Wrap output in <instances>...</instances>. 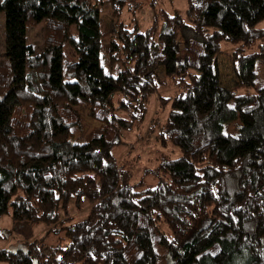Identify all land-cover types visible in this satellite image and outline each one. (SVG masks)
Masks as SVG:
<instances>
[{
    "label": "trees",
    "instance_id": "1",
    "mask_svg": "<svg viewBox=\"0 0 264 264\" xmlns=\"http://www.w3.org/2000/svg\"><path fill=\"white\" fill-rule=\"evenodd\" d=\"M124 3L0 0V216L37 224L59 204L90 205L63 248L1 249L0 263L264 264V0H186L143 31ZM40 24L35 51L26 31ZM221 45L234 47L235 88L220 85ZM159 71L177 88L160 135L179 156L136 190L110 150L142 120Z\"/></svg>",
    "mask_w": 264,
    "mask_h": 264
},
{
    "label": "rangeland",
    "instance_id": "2",
    "mask_svg": "<svg viewBox=\"0 0 264 264\" xmlns=\"http://www.w3.org/2000/svg\"><path fill=\"white\" fill-rule=\"evenodd\" d=\"M126 3L128 10L124 9V5L122 19L126 25L134 26L137 31L147 28L153 16L161 10L167 13L177 11L182 14L186 8V0H125L124 4ZM100 17L102 31L111 34L113 23L110 22L109 7H102ZM41 28L40 24L26 31V42L35 51L41 47ZM2 38L3 15L0 14V50ZM105 48L106 42L102 41V49L99 53L100 63L104 70L107 69L105 57L102 59ZM233 48L221 45V53L216 58L220 85L224 88H235L238 82L233 72L231 57H229ZM258 71L260 80H264V63L258 65ZM158 78L159 84L155 93L148 98L142 120L129 131L121 133L120 143L110 150L111 157L129 172L128 184L136 190L149 189L155 185L159 166L164 161V156L170 158L179 156L177 149L172 147L168 141L164 146L160 135V127L168 111V105L164 106L161 100L164 97H172L177 92V88L174 81L164 78L161 71L158 72ZM115 114L126 117L125 114L118 111ZM85 122L87 128L95 126L91 120L86 119ZM222 129L225 132V127ZM226 129L234 133L236 126L228 125ZM89 208L90 205L85 200L78 208L74 206L73 201H69L64 207L59 204L55 210V221L37 224L14 221L11 218L10 210H8L7 214L0 216V250L17 251L33 242L38 247L43 246L50 250L61 249L67 243L65 238L67 227L85 219Z\"/></svg>",
    "mask_w": 264,
    "mask_h": 264
}]
</instances>
